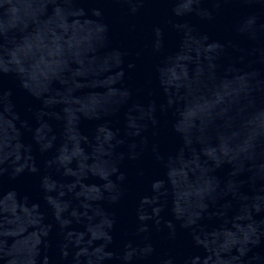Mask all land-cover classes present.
<instances>
[{"label":"water","instance_id":"water-1","mask_svg":"<svg viewBox=\"0 0 264 264\" xmlns=\"http://www.w3.org/2000/svg\"><path fill=\"white\" fill-rule=\"evenodd\" d=\"M0 264H264V0H0Z\"/></svg>","mask_w":264,"mask_h":264}]
</instances>
